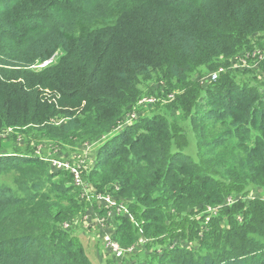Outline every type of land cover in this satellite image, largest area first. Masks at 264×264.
I'll use <instances>...</instances> for the list:
<instances>
[{
  "label": "trees",
  "instance_id": "16d2710c",
  "mask_svg": "<svg viewBox=\"0 0 264 264\" xmlns=\"http://www.w3.org/2000/svg\"><path fill=\"white\" fill-rule=\"evenodd\" d=\"M255 35L264 37V0H0V131L18 126L41 132L47 143H97L84 181L124 202L136 221L151 217L143 224L149 236L184 224L195 210L219 208L232 225L214 220L202 233L213 243L197 260L178 264H264V201L243 199L250 189L264 196V62L202 89L203 113L185 121L194 159L185 154V128L161 116L139 117L109 136L122 116L112 97L127 96L138 77L147 79L166 59L175 81L195 66L214 72L216 61L227 67L249 50ZM59 51L58 61L36 70ZM39 89L53 92L67 111L55 130L43 125L56 109L44 106ZM20 159L0 158V170L14 161L33 190L21 199L0 184V264H89L63 227L88 204L76 197L71 177L68 186L52 182L46 165ZM115 219L113 239L134 242L132 223Z\"/></svg>",
  "mask_w": 264,
  "mask_h": 264
},
{
  "label": "rangeland",
  "instance_id": "374dc122",
  "mask_svg": "<svg viewBox=\"0 0 264 264\" xmlns=\"http://www.w3.org/2000/svg\"><path fill=\"white\" fill-rule=\"evenodd\" d=\"M252 48L264 49V37H260L259 35L253 36L251 39L250 49ZM60 57L61 52L59 51L53 56L51 62L55 63ZM216 62L217 66L214 72H216L221 67L224 68L226 65L224 60H218ZM167 63L168 59L164 61V64L159 69V71L151 73L147 79L144 77H138V82L135 83L134 86L132 85L130 88H128V92L130 93L124 98H121L122 94L117 92V96L112 97V99L117 100L122 104V116H120L121 120L127 113L130 112L135 113L140 118L146 117L152 119L156 116H161L166 118L170 125L175 123L178 125V128L183 126L186 131L187 141L185 154L194 159L197 154L195 140L190 131V127L186 129L185 121H189L188 118L191 116L195 117L196 115L203 113L204 108L202 104L205 95L202 89H205L209 84L213 83L207 80V76L214 72L203 66H195L186 73L184 80L175 81L170 77L169 73L166 72L168 67ZM43 67L44 66L40 65L36 70H39ZM226 73L227 72L222 73L223 75L219 74V78L221 75H226ZM39 90L41 91V102L46 104L44 106H53L56 109L54 110L55 117L52 119L50 118L47 120V122H44L43 125L45 128L49 127L55 130V128H59L61 124L66 121L63 113L67 111L62 108V105L60 102H58V97L53 92L42 89ZM169 95H173L172 101L168 100ZM134 97L136 99H134ZM144 97L154 98V105L138 106V101ZM82 106L83 105H81V107ZM181 109H183V111H181ZM68 111L69 113L72 111L75 115V110L68 109ZM78 112L79 109L76 111V113ZM203 128L206 129L209 127L203 125ZM23 129L24 128L19 129L18 126L1 129L0 158L3 157L5 160H13L18 157L21 158L20 160L37 159L46 165L50 170V173L52 174V182H63L66 183L67 186L71 184V173L64 167H58V163L67 165L64 162L73 164L78 162L76 165L81 167V171H83V176H85L86 180L89 170H91L93 167L92 162L93 160L95 161V156H97V143L90 142V140L81 141L77 147L73 146L72 144L61 145L49 141L47 143V141L41 137V132L34 131L32 132V135H30V132L27 131V129ZM30 130L32 131L33 128H30ZM136 131L139 134L141 132V128ZM117 132L118 131L110 133L109 136H112ZM212 134H220V130H217ZM104 138L106 139V137ZM25 151H28L27 155H24L26 154ZM3 167L5 169L0 170V184L2 186L9 188L16 196L21 199L26 198L25 196L27 194L25 191L30 192V194L33 193V190L30 188L28 183L29 179H26L24 174H22V171L14 166V161L13 164L7 163V165ZM49 182L50 177L48 178V183ZM85 184L88 185L89 189L93 191V189L90 188L88 182L85 181ZM42 192H46L48 195L54 194L52 191L46 188ZM72 192L74 193V191ZM249 194L262 197L258 191L250 189L243 198L248 200ZM76 197L81 202L86 203L81 199V193H79V195L76 194ZM110 197L116 200L114 196ZM85 207L86 209L83 207V210L81 209L80 212L76 214V216L70 219L71 221L69 220L67 223L68 226L63 225V227L65 230H67V232L70 233L69 235L71 237H74L75 241L79 245L80 250L84 255H86L85 259L88 260L89 264H178V262L184 258L186 262L193 258L194 260H197L207 250L206 245L213 243L211 242L210 236L206 238L205 235H203L204 233L207 235L210 233L209 228L212 226V222L214 220H219L221 226H227L228 224L232 225V223L229 221H223L224 217L221 220V215H217V211L212 214H207L206 212L199 213L198 210H195L193 215H189V217L185 219L184 224L180 223L182 221V219H180L176 225L169 223L166 228V232L163 235L149 236L151 235L150 228H146V233L143 224L149 221L151 217L145 219L144 221L137 220L138 227L137 225L135 226L132 224L137 231V234L134 236V239L136 237L135 241L126 245H120L118 243L119 246L124 250L131 246H136V249L131 253L125 252L123 258L118 260L105 250V242H103L102 234L94 222L91 208L96 214L99 213L98 210L100 209V206H90L87 204ZM222 209L223 208L221 207V211ZM58 210L63 209L59 206H54V211ZM18 213L19 212L17 211L12 213L7 222L10 231L13 229L15 223L14 216ZM86 213L90 214L86 215ZM212 215H214V217L211 219L212 221L208 225H205L204 223L207 222L206 219H209ZM83 217H85L84 220L82 219ZM197 223L199 224V231L194 233ZM115 225V222H111L108 226V231L111 233L115 232ZM224 243L225 240L221 236V244Z\"/></svg>",
  "mask_w": 264,
  "mask_h": 264
},
{
  "label": "built area",
  "instance_id": "2783aa9c",
  "mask_svg": "<svg viewBox=\"0 0 264 264\" xmlns=\"http://www.w3.org/2000/svg\"><path fill=\"white\" fill-rule=\"evenodd\" d=\"M49 62H46L42 64L41 66L47 65ZM264 62V49L261 48H252L246 51H242L237 56H235L232 60L229 61L227 67H221L214 73H210L207 76V80L209 82H215L219 74L232 71V70H257L260 64ZM173 95L168 96V100L172 101ZM155 103V99L151 97H144L141 100L138 101V106H152ZM139 119V116L135 113H127L125 117L120 120L114 130L111 133H114L116 131L120 132L124 129H127L128 127L132 126L137 120ZM117 132V133H118ZM104 139V137L102 138ZM67 165H62L58 163V167H64L71 173L72 177V184L74 187L78 188L79 192L81 193V199L84 202H87L92 206V204H95L96 206H100V209L98 210L99 213H94L92 208V215L94 218V222L96 223L98 229L100 230L102 234L103 242H105L104 248L107 252L113 255L114 258L121 260L123 258V255L125 252L131 253L135 251L136 246H131L128 249L124 250L119 246V244L113 239V233L108 231V226L111 222H115V218H122L126 221L131 222L133 225H137V221L134 217V215L131 213V211L128 209V206L119 200H115L110 195L107 194H97L94 191L90 190L88 185L85 184V181L83 179V171H81V167L76 165V163H69L64 162ZM62 169V168H61ZM91 188V187H90ZM253 198H259L262 201H264V196H253L252 194H249V199ZM244 199V198H243ZM228 204L232 203V199L229 198L227 200ZM219 208L211 209L207 208L206 213L212 214L215 213ZM84 220V219H83ZM82 220V221H83ZM209 219L207 218L206 221Z\"/></svg>",
  "mask_w": 264,
  "mask_h": 264
},
{
  "label": "crops",
  "instance_id": "0c3cea01",
  "mask_svg": "<svg viewBox=\"0 0 264 264\" xmlns=\"http://www.w3.org/2000/svg\"><path fill=\"white\" fill-rule=\"evenodd\" d=\"M87 214H90V213H86V215H87ZM82 219H85V217H83ZM81 224H82V223H81Z\"/></svg>",
  "mask_w": 264,
  "mask_h": 264
}]
</instances>
